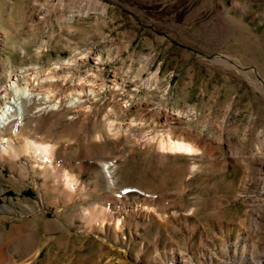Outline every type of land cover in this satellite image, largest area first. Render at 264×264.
<instances>
[{"label":"rangeland","instance_id":"374dc122","mask_svg":"<svg viewBox=\"0 0 264 264\" xmlns=\"http://www.w3.org/2000/svg\"><path fill=\"white\" fill-rule=\"evenodd\" d=\"M17 76L35 79L51 101L25 134L48 139L59 166L74 167L92 190L51 234L70 230V243L43 249L35 264H172L181 252L193 264H220L224 246L246 237L251 205L264 221V197L244 188L264 138V0H0V90ZM106 121L123 124L127 137L109 138ZM157 139L198 151L162 154ZM103 161L113 165L114 189ZM3 173L0 206L14 209L0 234L25 225L45 239L43 222L21 206L39 204L46 220L59 214L32 179ZM112 194L132 224L109 235L83 233L81 219L72 225L75 212ZM140 206L154 215L132 217ZM263 237L251 235V247L262 252Z\"/></svg>","mask_w":264,"mask_h":264},{"label":"bare ground","instance_id":"6f19581e","mask_svg":"<svg viewBox=\"0 0 264 264\" xmlns=\"http://www.w3.org/2000/svg\"><path fill=\"white\" fill-rule=\"evenodd\" d=\"M27 77L17 76L11 83L9 91L0 90V95H7L5 104L0 106V176L4 175L3 169L7 168L12 175L10 179L20 182L32 179L39 199L41 200V197H48L46 201L47 206L55 208L56 214H59V217L52 221L46 220L44 218L45 212L39 204L24 203V207L20 204L24 211L33 214V222L36 223V225H39L40 222L42 224L43 222L47 236L43 239L37 236L32 227L25 225L21 226L16 232L13 230L11 236L8 238L5 237L6 235L4 233L0 234V264H35L43 249L47 248L50 250L49 247H52L51 245L63 247L69 244L72 238L70 237L72 236L70 230L66 233L67 237L65 234H61L58 237H53L51 234H53L54 231H63L62 226L64 223L61 217H63L62 213H65L67 207L76 205L79 201L86 200L92 192V190L82 182L80 173L76 172L74 167H69L66 170L59 166L58 160L60 156L55 145L48 141V139H37L29 136L30 133L28 135H26L27 133L25 134L28 128L33 132L38 129L37 126L39 123L37 113L40 112L38 108L42 104H46L50 101V94L48 95L43 92L42 89H39L34 83V81L37 82L35 79L32 80ZM48 78L51 77L48 75ZM81 101L82 97L80 95L76 100L78 106L82 105ZM58 105L53 104L55 109ZM46 111L50 112L49 110ZM105 124V129L109 138L119 140L125 136L127 137V134L124 132L125 126L123 124L114 123L113 121H106ZM27 132H30V130ZM154 144L157 150L162 154L192 155L198 151L196 146L183 140L170 139L169 141H164L162 139H157L154 141ZM263 147L264 138L256 147V154L259 155V157H253L252 159V162H255L256 166H253L254 164L252 165L251 176L246 179L244 183V188L249 192L259 190L257 194L259 198L264 197ZM103 164L104 173L108 178V187L114 189L117 187V182L115 180L116 178L114 179L112 175L113 165L108 161H103ZM93 194L94 192L92 195ZM105 200L106 201L102 205L95 203L90 207L75 212L72 225H76L75 219H81L83 221V226L80 229L87 235L91 233L102 235H109V233L118 234L127 223H130L127 217H123L124 212L130 207H128L126 202L117 194L109 195ZM12 204L17 205L14 201H12ZM13 209L12 205L8 204V202L0 206V222L3 223L2 226L4 228L6 226L4 220L6 221L8 219L5 214L12 212ZM251 209L250 212L252 216H249L250 218H245L246 222L243 224L244 228H246V237H238L234 242H228V244L224 246V256L227 260L216 257L220 264H264V249H262L261 252L251 247L253 246L252 243L250 244L251 235H264V221L260 222L257 218H254L255 216L262 218L263 214H261L259 208L257 210L253 205H251ZM142 211L147 212L148 216L150 214L154 215L155 213L147 206H140L138 211H132L129 214L132 217H136L140 216ZM136 224H139V222H136ZM262 240L264 241V237ZM240 245H243L242 252L239 251ZM231 249L232 252L229 253ZM229 254H231L230 258H228ZM172 260V264H180L178 260L182 262V264H193V258L182 252L179 254V257L172 254ZM210 260L212 261V259ZM229 261L231 263H229ZM55 262H58V260ZM68 263L72 264L74 260Z\"/></svg>","mask_w":264,"mask_h":264}]
</instances>
